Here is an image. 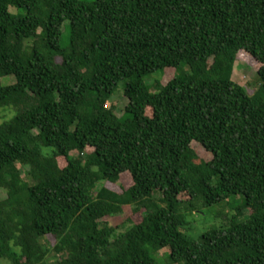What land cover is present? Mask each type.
Masks as SVG:
<instances>
[{
    "label": "trees",
    "instance_id": "16d2710c",
    "mask_svg": "<svg viewBox=\"0 0 264 264\" xmlns=\"http://www.w3.org/2000/svg\"><path fill=\"white\" fill-rule=\"evenodd\" d=\"M244 58L254 93L233 79ZM239 195L222 226L183 231ZM166 248L168 264H264V0H0V264Z\"/></svg>",
    "mask_w": 264,
    "mask_h": 264
},
{
    "label": "rangeland",
    "instance_id": "374dc122",
    "mask_svg": "<svg viewBox=\"0 0 264 264\" xmlns=\"http://www.w3.org/2000/svg\"><path fill=\"white\" fill-rule=\"evenodd\" d=\"M62 43L64 46H67L69 43V29L65 27L63 28ZM257 68H259V65L255 64V62L253 61H249L248 58H244V60H239L235 64V72L233 74V79L239 82L241 85H244L249 92L254 93L257 90V87L259 86L260 82L259 76L256 73ZM155 76L161 77V71L154 74L152 78H154ZM152 78H148L149 80H146V83L148 85L152 83ZM13 82L14 78L12 76L4 77L2 79L3 84H9ZM112 100L113 104L118 108V114L121 115V110L125 107L127 103V99L123 97L121 87L113 96ZM4 114L7 117H10L12 115L8 111L4 112ZM78 154L79 153L77 151L72 152V155L74 156H77ZM18 166L20 167V165ZM20 170L22 171L23 177L27 179L24 173V169L20 167ZM101 184H103V182H101ZM130 184L131 178L129 176H123V178L117 184V189L123 188L124 186L128 187ZM160 204L162 206H165L164 203ZM242 209H244V199L240 195L231 197L230 199L223 200L219 203L210 206L198 204L194 212H185L187 224L184 226L183 231L194 238H199L204 232L208 231L209 229L214 227H220L225 224L227 219H231ZM133 215L135 214H133L131 209L128 208L123 214L118 215L116 217L108 218L106 220L109 221L112 225H117L119 223L125 222L127 218L132 217ZM237 218L239 221L244 220V213ZM135 219L138 220V217ZM169 254V248L161 250L159 255L157 256L159 264H168L167 256H169Z\"/></svg>",
    "mask_w": 264,
    "mask_h": 264
}]
</instances>
